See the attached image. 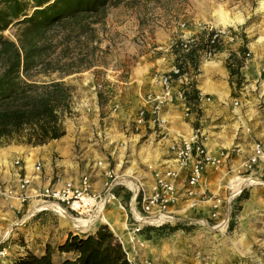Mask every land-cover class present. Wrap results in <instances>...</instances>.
<instances>
[{
    "label": "rangeland",
    "instance_id": "1",
    "mask_svg": "<svg viewBox=\"0 0 264 264\" xmlns=\"http://www.w3.org/2000/svg\"><path fill=\"white\" fill-rule=\"evenodd\" d=\"M223 17L230 20V25L219 24ZM192 21L200 26V31L221 28L233 36V39L225 37L218 50L226 53L227 58L230 51L237 50L243 42L249 55L242 66L264 67V0H124L107 7L104 20L93 25L92 39L89 33L75 42L65 43L66 47H76L80 58L79 69L62 78L71 93L70 109L64 117L65 134L39 146L51 155L52 181L63 176L77 181L86 173L90 178L101 177L104 182L121 188V195L114 199L119 205L118 211L112 213L106 202L100 216L119 217L118 234H114L136 264L146 261L153 264H264V165L246 170L242 164L252 144L262 140V135L264 138V134H260L264 131L261 127L264 121L259 120V110L264 112L263 89H250L243 97L249 102L244 103L242 98L240 111L235 114L230 107L220 113L221 107L214 105L215 116H206L208 111L203 110L191 122L193 128L203 133L200 136L203 143L227 153L226 158L218 155L220 162L215 166H207L205 177L190 188V193L181 171L176 177L178 200L170 205V210L192 228L147 239L132 233L127 226L131 220L132 193L138 189L148 193L156 174L162 175L166 169L174 168L170 145L176 138L190 136L189 115L180 105L173 107L177 110L175 120L161 110L154 115L147 112L144 121H137L140 110L145 108L146 96L154 93L150 90L156 83L161 89V77L174 66L171 64L167 70L170 67L168 55L172 52L170 44L187 39L175 31L170 35L172 43L152 42L144 30L149 33L158 27L172 30ZM16 29L15 25H10L3 34L15 40ZM157 46L159 48H153ZM148 51L153 52L150 56L144 55ZM217 55L202 53L196 70H188L189 75L195 76L196 83L207 85L223 78ZM51 77H56V73ZM245 84L243 81L240 87ZM239 88L233 84L229 102L242 97ZM94 93L96 100L92 98ZM260 94L258 102L256 97ZM245 117L248 123L257 121L255 134L247 125H239V119ZM12 145L38 147L14 143L3 147ZM240 186V192L244 189L249 196L238 201V195L230 193ZM99 188L102 195L104 184ZM93 215H99V210ZM100 223L109 226L96 217L88 226L72 227L60 215L46 212L41 218L34 217L19 226L17 236L24 243L35 238L56 242L63 237L65 229L89 231ZM10 248L19 249V243L11 244Z\"/></svg>",
    "mask_w": 264,
    "mask_h": 264
},
{
    "label": "trees",
    "instance_id": "2",
    "mask_svg": "<svg viewBox=\"0 0 264 264\" xmlns=\"http://www.w3.org/2000/svg\"><path fill=\"white\" fill-rule=\"evenodd\" d=\"M123 1L0 0V147L11 143L39 146L65 134L64 117L70 109L71 93L62 78L76 72L80 62L76 47H66L65 43L89 33L92 39L93 25L104 20L107 7ZM10 25L17 27L15 40L3 34ZM212 34L213 30L204 28L185 40L173 42V65L179 69L178 74H172L175 79L179 74H188L189 69L196 70L202 53H214L222 47L220 40L210 42ZM247 53L243 42L229 53L225 66L232 88L233 84L236 88L243 84L240 68ZM53 73L56 77H51ZM187 76L185 102L188 110L198 115L200 91L195 87V76ZM118 189L121 188H113L115 196ZM248 196L243 189L237 200ZM43 214L46 212L36 217ZM191 228L183 222L165 223L144 226L140 233L150 239ZM63 233L56 242L35 238L24 243L17 236L14 241L20 249L4 264H133L106 223H100L93 231L65 229ZM54 252L67 256L56 261L52 258Z\"/></svg>",
    "mask_w": 264,
    "mask_h": 264
},
{
    "label": "built area",
    "instance_id": "3",
    "mask_svg": "<svg viewBox=\"0 0 264 264\" xmlns=\"http://www.w3.org/2000/svg\"><path fill=\"white\" fill-rule=\"evenodd\" d=\"M207 29L213 30L210 42H214V40L224 42L225 37L229 36L221 28ZM232 37L229 36L230 39H233ZM214 53L211 51L204 52L205 55ZM247 55H249V52ZM178 73L179 69L173 66L170 72L161 77L159 82L161 89L146 96L145 108L140 110L138 122L144 121V115H147V112L154 115L160 112L162 106L166 104L180 105L187 115L195 113L188 110L185 102L189 78L186 73H183L175 79L172 74ZM255 83L256 85L264 84V69ZM152 121H155L153 117ZM200 136V129L192 128L188 138L174 139L170 148L175 167L166 169L162 175L156 174V181L148 193L140 192L139 189L137 192L132 193L129 206L131 220L127 223L132 233L141 234L140 230L147 225L159 226L165 223L183 222L175 217L174 211L170 210V205L178 200L175 190L177 175L180 171L182 172L190 193V188L197 185L205 177L207 166H215L220 162L218 156L208 153V149L204 146ZM219 156L225 157L226 154L220 153ZM8 163L14 181L5 182L0 180V262L14 256L18 251V249L12 251L10 248L11 244L17 243L14 240L18 235V227L36 217L39 213L52 212L59 215L57 211L62 209L73 219L77 217L87 218L100 208L104 210L106 202L116 199L113 193V188L116 187L115 183L104 182L105 192L101 195L100 192L92 188L90 174H82L77 181L57 178L54 182L35 185L33 179H38L42 175L43 165L40 161H35L32 164V175L27 174L26 162L23 159L14 157ZM260 163L264 164V141H256L253 144L251 153L243 162V165L246 170H251ZM241 188L242 186L235 187L233 192L228 193L236 196L240 193ZM2 201L5 202L4 205H1ZM10 210L13 212L11 220L8 219L7 214ZM80 231L86 232L88 230L82 229ZM126 253L133 264H136L133 258L129 257L127 251ZM145 264L153 263L146 261Z\"/></svg>",
    "mask_w": 264,
    "mask_h": 264
},
{
    "label": "crops",
    "instance_id": "4",
    "mask_svg": "<svg viewBox=\"0 0 264 264\" xmlns=\"http://www.w3.org/2000/svg\"><path fill=\"white\" fill-rule=\"evenodd\" d=\"M181 27L176 26V27H173L172 30L164 29L162 27H158L152 33H149L148 30H144V31L148 34L147 39L151 40L152 42L153 41H159V40H163L164 42H169L170 37H172L170 35H172V33L175 32V31L177 33H179L180 36L187 37V38H189L192 35H195V34L200 32V26H198L197 23H195L193 21L189 22V23H186L185 25H182ZM176 28H178V29H176ZM173 36H174V38H177L176 35H173ZM169 43H172V41L169 42ZM170 45H172V44H170ZM147 46H148V43H147ZM153 48L157 49V48H159V46L153 47ZM152 52L153 51H148L144 55H149L150 56ZM212 55L213 56L217 55L216 58H218V59L216 61L218 63H220V65H221V71H222V74H223V78L220 79V81L211 82L212 84L209 83L207 85L205 84V82L202 83V84H199V83L195 82V87L200 91V94L202 95V98L200 99L198 107H199L200 111H203V110L208 111V114H206V116H209L211 114H212V116H215L214 115V113H215L214 112L215 111L214 105L221 107L220 108V113H225L224 111L226 109L228 110L229 107H230L232 109V112L235 114L236 112L240 111V107L242 105L241 99L247 94V92L250 89H257L258 88L259 90L260 89L264 90V84L263 83L257 84V85L255 83L256 80L259 78V76H260L262 70L264 69V67L261 68V67H259L258 64H246V65L242 66L240 68V71H241V74L243 76L244 82H246V84L244 86L239 88L240 94H242V97L240 96L238 98H232V101L229 102L228 98L231 95L232 88H231V86L229 84V73H228V70H227V68H226V66L224 64L225 63V59L227 58V54L217 51V52H215ZM168 58L170 60L169 61L170 62V67H168L167 70L171 68V64H174V54H173V52H171L168 55ZM210 76H211V74H210ZM118 82H122V81H118ZM124 83L127 84V81H124ZM159 90H160L159 84L156 83L155 87L153 89H151L150 91L155 93V92H158ZM263 92H262V94H264ZM262 94H260L259 97H256V99H257L256 101H258V102L261 101L260 97H261ZM125 95L126 94L124 93V96L122 97V99L125 97ZM204 96H208V97L204 98ZM92 98L94 100L97 99L96 93H94V96L92 95ZM243 100H244V103L249 102V100H247L246 98H243ZM204 105H207V107L204 108ZM147 106H148V109H149V104ZM173 107H175V105H169L167 108H161L160 111L162 110L164 112V114L165 113L167 115L169 114L172 117V120H175V117L173 118V116H175V114H177L176 113L177 110H174ZM170 116H169V118H170ZM196 116L197 115L195 113H191L189 115L190 131L193 128L192 125H191V122L195 119ZM259 116H260L259 120H261L260 122H263L264 121V112L262 110H259ZM199 121H200V124H203L201 122V119H199ZM239 122H240L239 125L244 124V125H247L246 128L250 127L249 130L250 131H254V134H255V127L257 125V121L248 123L247 118L245 117L243 119H239ZM261 127H264V124L263 125L261 124ZM204 129L205 128H203V130ZM208 132H209V130H208ZM260 134H264V131H261ZM201 135H203L202 132H201ZM208 137H209V134L206 135V138H208ZM263 140H264V138H263V135H262V140H258V141H263ZM52 141H55V140H52ZM203 144L208 149V153H211L213 156H218V155H220V153H224L223 151H221L223 149H220L219 147H218V149L214 148V147L210 148V147H208L206 145L205 142ZM253 144H252V146H253ZM42 149H43V146H38V147H34V148H27V147L21 146V145H12V146H8V147L0 148V180L1 181H5V182H13L14 181V176L10 172L8 161L11 160L14 157H18V158L23 159L26 162V166H27L26 172H27L28 175H32V164L35 161H40L42 163L43 169H42L41 177L38 178V179H33V183L35 185L47 184L49 182H54V181H52V176H50V173H51L50 171L52 170V168H51V155H50V153H48L47 150H42ZM226 155H227V153H226ZM243 162H242V164H243ZM47 164H48V166H47ZM260 164H257L254 168L258 167V165H260ZM262 165H264V164H262ZM46 166L48 167V170H46ZM43 170H45V171L43 172ZM100 173H101V171H100ZM59 178L63 179V180L69 179L68 177H65V176H63L62 178L61 177H59ZM90 179H91V184L93 186V189L95 191H98L97 188H99V187L102 188L103 187V184H104L103 178L100 177L99 179L95 180V177L91 176ZM100 188H99V190H100ZM119 192H121L120 189H118L117 197H119V195H121ZM4 204H5V202L2 201L1 205H4ZM106 207L107 208L111 207L112 208V213H115V211H118V209H119V205H118V203L115 200H110L109 204L106 205ZM7 214H8V219L11 220L13 218V212L10 210V211H8ZM103 218H104V222L109 223V226H110L111 230L113 232H115L116 234H118L119 217L110 214V216H107V217L103 216ZM87 222L89 224H91V220L90 221H86V224H87L86 226H88ZM93 230H94V228L89 230V231H93ZM65 256H67V255L64 254V253L60 255L59 253L54 252L52 254V258L54 260H56V261L59 260V259H62ZM4 262H0V264H4Z\"/></svg>",
    "mask_w": 264,
    "mask_h": 264
},
{
    "label": "bare ground",
    "instance_id": "5",
    "mask_svg": "<svg viewBox=\"0 0 264 264\" xmlns=\"http://www.w3.org/2000/svg\"><path fill=\"white\" fill-rule=\"evenodd\" d=\"M230 20L223 17V18H220L219 20V24L221 25H230ZM58 214L61 216V218H63V220L68 223L70 226L72 227H85L87 224H86V221H90L91 220V224L96 220V217L99 218L100 220L104 221V218L103 216H100V213L102 212V209L100 208L99 209V215H90V217H77L75 218L76 220H71L70 219V216H68L62 209H58ZM88 223V222H87ZM89 225V223H88Z\"/></svg>",
    "mask_w": 264,
    "mask_h": 264
}]
</instances>
